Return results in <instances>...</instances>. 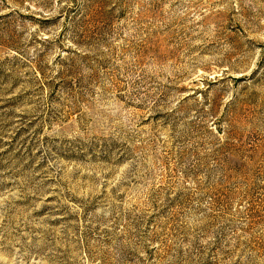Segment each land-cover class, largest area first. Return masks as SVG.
Instances as JSON below:
<instances>
[{
	"label": "rangeland",
	"instance_id": "374dc122",
	"mask_svg": "<svg viewBox=\"0 0 264 264\" xmlns=\"http://www.w3.org/2000/svg\"><path fill=\"white\" fill-rule=\"evenodd\" d=\"M0 264H264V0H0Z\"/></svg>",
	"mask_w": 264,
	"mask_h": 264
}]
</instances>
